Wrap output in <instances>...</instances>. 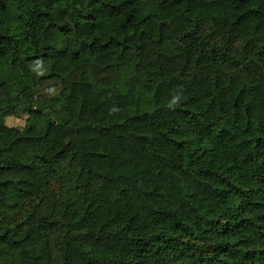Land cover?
<instances>
[{"label":"trees","instance_id":"trees-1","mask_svg":"<svg viewBox=\"0 0 264 264\" xmlns=\"http://www.w3.org/2000/svg\"><path fill=\"white\" fill-rule=\"evenodd\" d=\"M0 264H264V0H0Z\"/></svg>","mask_w":264,"mask_h":264},{"label":"rangeland","instance_id":"rangeland-1","mask_svg":"<svg viewBox=\"0 0 264 264\" xmlns=\"http://www.w3.org/2000/svg\"><path fill=\"white\" fill-rule=\"evenodd\" d=\"M48 96L51 92L46 93ZM26 114L20 113L18 117H8L6 119V125L13 128H22L25 124Z\"/></svg>","mask_w":264,"mask_h":264}]
</instances>
